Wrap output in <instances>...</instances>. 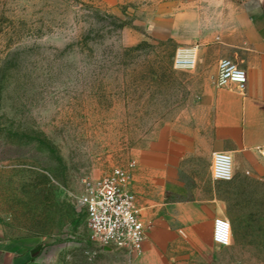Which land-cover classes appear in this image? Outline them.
Returning <instances> with one entry per match:
<instances>
[{
	"label": "rangeland",
	"instance_id": "374dc122",
	"mask_svg": "<svg viewBox=\"0 0 264 264\" xmlns=\"http://www.w3.org/2000/svg\"><path fill=\"white\" fill-rule=\"evenodd\" d=\"M254 2L0 0L2 236L42 242L48 264H264L260 156L234 157L233 180L219 188L229 246L204 224L167 218L146 222L140 254L101 248L79 204L85 180L130 163L134 173L154 128L212 88V57L204 70L175 69L177 52Z\"/></svg>",
	"mask_w": 264,
	"mask_h": 264
},
{
	"label": "crops",
	"instance_id": "0c3cea01",
	"mask_svg": "<svg viewBox=\"0 0 264 264\" xmlns=\"http://www.w3.org/2000/svg\"><path fill=\"white\" fill-rule=\"evenodd\" d=\"M224 14L228 17L217 33L193 48L197 70L212 57V88L203 90L182 117L154 128L137 150L132 183L144 221L169 218L191 224L193 231L204 224L212 239L215 220L224 218L219 188L228 183L213 179V154L229 152L243 160L247 154L260 156L264 147V2L235 5ZM222 58L246 71L245 93L215 84ZM0 264H48L46 250L40 241L0 233Z\"/></svg>",
	"mask_w": 264,
	"mask_h": 264
},
{
	"label": "built area",
	"instance_id": "2783aa9c",
	"mask_svg": "<svg viewBox=\"0 0 264 264\" xmlns=\"http://www.w3.org/2000/svg\"><path fill=\"white\" fill-rule=\"evenodd\" d=\"M197 63L195 49L179 50L174 58L175 69H192ZM248 83L246 71L236 62L222 58L218 62L216 85L245 93ZM264 161V147L258 149ZM134 163L116 167L100 179L85 180L79 204L83 208L90 239L101 248L129 254L143 252L149 226L141 216L137 197L132 190ZM212 177L230 182L234 177V159L229 152L213 154ZM227 236V243L218 237ZM232 226L228 219L217 218L213 241L222 246L231 244Z\"/></svg>",
	"mask_w": 264,
	"mask_h": 264
},
{
	"label": "snow or ice",
	"instance_id": "6c2138e0",
	"mask_svg": "<svg viewBox=\"0 0 264 264\" xmlns=\"http://www.w3.org/2000/svg\"><path fill=\"white\" fill-rule=\"evenodd\" d=\"M218 238H219V239H223L225 243L228 242V241H227V236H226V234H225V236H223V237H218Z\"/></svg>",
	"mask_w": 264,
	"mask_h": 264
},
{
	"label": "water",
	"instance_id": "95a60500",
	"mask_svg": "<svg viewBox=\"0 0 264 264\" xmlns=\"http://www.w3.org/2000/svg\"><path fill=\"white\" fill-rule=\"evenodd\" d=\"M106 249H109V248H106Z\"/></svg>",
	"mask_w": 264,
	"mask_h": 264
}]
</instances>
